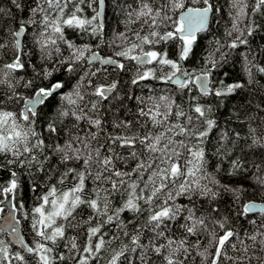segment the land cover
<instances>
[{
	"label": "snow or ice",
	"instance_id": "snow-or-ice-1",
	"mask_svg": "<svg viewBox=\"0 0 264 264\" xmlns=\"http://www.w3.org/2000/svg\"><path fill=\"white\" fill-rule=\"evenodd\" d=\"M11 3L24 11L21 0ZM227 4L231 27L213 39L198 73L184 63L222 12L218 0H114L124 29L107 41V0H32L20 19L0 8V32L10 35L0 50L12 53L0 62V172L8 173L0 197L16 200L7 236L0 231V264H264V203L241 204L246 187L223 182L240 177L264 190V160L248 165L234 155L241 139L264 149V131L248 124L241 137L224 128L215 164L205 147L220 125L201 99L221 104L246 87L214 82L213 72L243 46L248 84L264 75L257 61L264 48L254 52L249 39L261 27L264 0ZM30 27L39 65L25 59L30 53L22 38ZM67 30L114 51L102 56L91 43L69 39ZM103 66L134 70L130 86L147 93L123 90L120 80L95 84ZM59 73L66 78L56 79ZM153 81L165 88L157 92ZM25 184L30 211H24ZM224 196L241 209L235 216L251 222L250 231H237L232 210L217 206ZM20 213L29 220L31 241Z\"/></svg>",
	"mask_w": 264,
	"mask_h": 264
},
{
	"label": "trees",
	"instance_id": "trees-1",
	"mask_svg": "<svg viewBox=\"0 0 264 264\" xmlns=\"http://www.w3.org/2000/svg\"><path fill=\"white\" fill-rule=\"evenodd\" d=\"M24 4V11H19L15 8V6L11 3V0H0V8L5 10L11 9L13 14L18 18H27L29 14V5L32 0H21ZM130 3L131 0H128ZM218 2L223 5V10L217 18L216 22L212 24L211 30L208 33H204L201 35L200 39L197 42V47L195 49L194 55L190 58L189 61L184 63V67L191 71L199 72V69L203 65V61L205 59V53L211 48L213 39H220L223 37L226 28L231 27V18L228 14V4L227 0H218ZM107 7L105 10V30H104V39L110 40L115 31H122L124 29V25L122 23V16L120 14V10L115 8L114 0H107ZM91 15L90 11L88 13ZM3 20H0V25L3 24ZM258 23L261 25L259 31L254 34L250 39V46L254 52H259L261 48H264V18L258 17ZM15 27V25H13ZM35 32L33 27H30L28 33L24 38H22V42H26V51L30 53L29 56H26V60H31L32 63L39 65L40 60L37 59L39 53L32 47V37ZM66 34L68 38L76 42L77 44H85L91 43L96 51H98L102 56H111L114 49L107 47L105 44H99L97 46V41L90 39L88 36L81 37L78 33L67 30ZM0 40H3L5 44H7L10 40V35L8 29H3L0 32ZM170 54L172 52V48L170 46ZM247 51L246 48L241 46L233 53H231L228 62L223 65V67L217 68L213 72V81H218L224 79L226 82H240L244 83L246 87L240 90V93L233 99L229 97L221 104L216 103V98L212 96L203 97L201 99L202 103L211 104L214 112V117L217 119L218 124L220 125L219 129L213 130V133L209 137L208 143L205 145L206 152L210 157V163L215 164L216 159L214 156L215 148L217 145V141L219 139L220 133L224 128L228 130L239 132L241 137H245L248 134V124H251L253 127H258L259 131H264V123L261 122V117H264V112H259L256 108L257 105H262V101H264V75L256 74V80L259 83L256 84H248V78L243 71V56L242 54ZM12 53L10 50L5 54L4 50H0V62H8L10 61ZM257 61L261 65H264V54L257 56ZM130 63V62H125ZM227 73V77L224 76V73ZM134 74V70H128L127 72L114 71L112 66H103L98 75L94 78L95 84H107L111 83L113 80H120L122 82V89L133 93L134 95H144L147 93L148 89L143 88H133L130 86L129 81ZM32 72L31 69H28V75L26 78H31ZM63 77V73L57 74L56 79H60ZM66 78V77H63ZM151 87H154L157 92L159 90L165 88L164 85L157 83L155 81L150 83ZM213 86H216L215 83ZM174 90L173 94L176 96L178 102H182L185 105L187 104L186 100H183L182 97L184 93L180 90L176 89V86H171ZM25 93L30 90H24ZM195 95V91L192 93ZM251 102V103H249ZM125 103L130 107H134L133 102L126 100ZM107 104V102H105ZM47 112V109H45ZM250 117H256L255 119H250ZM44 119H48L47 115H45ZM251 144V140H243L241 139L238 142V148L234 152V155L239 154L242 159L246 158V164L251 165L253 163H259L261 160H264V149L259 148L258 146L249 147ZM227 168V164L224 165ZM211 170V169H210ZM251 175V173H249ZM8 173L0 172V180H7ZM224 183L239 185L243 184L247 191L242 198L241 204L246 201H255L264 203V190L258 188L257 186L251 184L250 181L246 179H242L240 177H224ZM4 197H0V201H4ZM19 199V198H17ZM23 203H24V211H30L33 204L32 194L28 189V185H24V194H23ZM12 202L15 203L16 200L12 199ZM1 204V203H0ZM217 206L224 209L225 213L229 209L232 210V221L234 226L237 228V231L246 232L250 231L253 228V225L250 221H246L243 217L235 216V212L240 211L239 207H234L232 204V198L229 196H224L221 201L217 202ZM17 218L20 220L21 230L25 234V238L29 241L32 239L30 223L29 220L23 219L22 213L17 214ZM5 236L7 234L3 232Z\"/></svg>",
	"mask_w": 264,
	"mask_h": 264
},
{
	"label": "water",
	"instance_id": "water-1",
	"mask_svg": "<svg viewBox=\"0 0 264 264\" xmlns=\"http://www.w3.org/2000/svg\"><path fill=\"white\" fill-rule=\"evenodd\" d=\"M10 200L11 202H9ZM257 203H260V202H257ZM12 204L13 202L11 198L4 199V201L0 204V206L5 209L3 213V219H0V231L5 232L6 234L8 233L9 225L12 223V221L9 219L10 213L13 212ZM16 218H17V214H16ZM20 227H21V224H20Z\"/></svg>",
	"mask_w": 264,
	"mask_h": 264
},
{
	"label": "rangeland",
	"instance_id": "rangeland-1",
	"mask_svg": "<svg viewBox=\"0 0 264 264\" xmlns=\"http://www.w3.org/2000/svg\"><path fill=\"white\" fill-rule=\"evenodd\" d=\"M1 207V206H0Z\"/></svg>",
	"mask_w": 264,
	"mask_h": 264
}]
</instances>
